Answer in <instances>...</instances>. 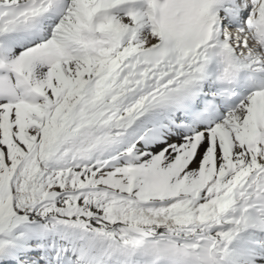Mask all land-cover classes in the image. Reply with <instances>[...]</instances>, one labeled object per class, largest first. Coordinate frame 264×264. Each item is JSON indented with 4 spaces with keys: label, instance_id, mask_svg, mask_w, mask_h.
I'll return each instance as SVG.
<instances>
[{
    "label": "snow or ice",
    "instance_id": "1",
    "mask_svg": "<svg viewBox=\"0 0 264 264\" xmlns=\"http://www.w3.org/2000/svg\"><path fill=\"white\" fill-rule=\"evenodd\" d=\"M0 264H264V0H0Z\"/></svg>",
    "mask_w": 264,
    "mask_h": 264
}]
</instances>
